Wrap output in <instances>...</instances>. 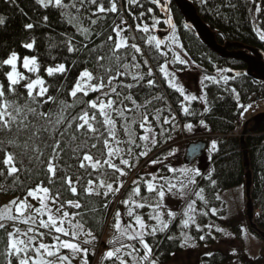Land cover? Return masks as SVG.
Masks as SVG:
<instances>
[{
  "label": "snow or ice",
  "instance_id": "snow-or-ice-1",
  "mask_svg": "<svg viewBox=\"0 0 264 264\" xmlns=\"http://www.w3.org/2000/svg\"><path fill=\"white\" fill-rule=\"evenodd\" d=\"M36 3L43 8L52 6L69 10L67 22L76 28L77 34L82 36L83 40L78 41L75 35L61 33L64 39L60 43L66 47L67 52L85 55L94 64V71L85 67L79 72L69 95L75 99L78 94L87 97L90 93H102V97L85 101L87 107L82 109L78 116L72 117L71 122H67L63 108L70 105H67L65 101H61L63 108L58 113L42 110L43 105L50 101L54 102L55 97L48 95L52 85L47 84L40 74L41 65L35 56L21 57L16 51H11L7 58L0 60V67L7 66L9 69L2 73L6 83H0V164L7 166L6 169L0 168V176L5 179L12 177V183L15 185L20 180L19 174L27 170L24 164V159L27 158L29 163L35 161L40 171L47 177V184L41 180L28 187L26 196L13 199L4 206V211L0 212V230L6 234L3 255L6 264H73L78 257L82 264H89L88 249L82 247V244L92 243L95 237L91 231H84L86 204L82 203V200L91 204L90 198L103 197L105 200L103 208L107 209V199L123 187L124 181L121 177L126 176L127 169L133 166V157L147 156L151 148L157 145L156 134L150 126L145 127L148 121L146 114L141 113L142 122L140 123V127L146 134L138 137L144 142L143 144L136 143L131 126L127 123L123 127L129 139L121 140L116 120L113 118L114 114L127 120L126 111L135 112L137 108H145L152 103L145 98L144 104H138L134 98L137 93L132 90L142 87L141 82L144 81L145 75L149 77L147 84L150 88L155 86V80L152 79V68L148 66L147 60L143 61L144 66L147 67L146 73H132L130 83L120 79L127 77L132 68L140 67V64L136 63L135 54L132 56L133 63L129 64L125 62L126 56L121 53V49L127 47L134 50V53H141L140 47L136 44L129 46L125 43L122 25L127 24L126 20L121 18L119 24H113L111 31L101 43L96 44L93 39V36L103 35L98 25L102 18L106 19L108 14L120 16V8L125 6L120 4L118 7V0H107V4L104 0H78V3L76 0H71L68 4H65L64 0H36ZM150 3L159 7L161 11L169 13L167 6L169 0H150ZM251 3L254 5L255 13L260 14L264 10L257 0H251ZM126 4L125 10L130 16L133 15V7L144 8L141 0H126ZM229 7H235V5L229 2ZM72 9L75 10V14L71 11ZM153 12L154 9L148 7L133 16V19L140 20L146 13ZM43 21L47 23V15L43 17ZM84 21H88L87 27L83 26ZM4 23V17L0 16V25ZM160 23L161 21L153 15V28ZM164 23L172 31V35L169 37L167 52L159 53L165 58V63L159 66V71L163 73L169 88L183 96L185 101H195L198 97L194 94H186L184 86L177 82V70L168 71L169 59L173 65L185 67L190 64V60L187 51L179 42L176 25L170 14ZM33 27V23L25 25L26 29H33ZM136 28L143 33H149L150 30L147 23L142 27L137 24ZM254 30L258 31L259 39L264 41V31ZM112 33H115L116 39ZM153 42L157 50L163 43L155 35H149L147 43L152 45ZM35 44V39H32L30 42L23 43L22 46L32 50ZM57 46L55 43H50L49 48L51 50ZM51 59L55 61L56 56L51 55ZM66 63L65 60L54 66H45L44 71L48 77H54L57 74L66 77L69 71ZM21 68L24 71H21ZM218 72L221 73L219 79L204 75L200 81L201 85H204L206 80L219 83L220 79L227 84L230 78H234L222 75L231 72V69H218ZM21 88L23 92L20 91ZM201 91L203 92V89ZM231 91L235 93L236 89L233 88ZM154 99L160 100L161 97L155 96ZM126 102L135 107L128 108ZM181 110L185 115L192 114L183 103H181ZM162 111L160 108L156 109L157 115L154 119L158 124L160 123L159 113ZM205 111L208 109L205 108ZM174 121L175 116L170 115V117L165 116L162 123L174 127ZM200 123L207 127L203 120ZM62 124L64 126L60 127ZM185 128L191 131L193 125L186 124ZM160 134H164L162 126ZM168 135L170 137V132ZM89 141L94 142L89 145ZM121 144L126 147H120ZM133 146L141 150L134 152ZM211 148L213 150L217 148L215 141L211 142ZM92 149H98L99 155H94ZM65 154H68L69 160H74L75 163L69 164L64 161ZM116 160H119L118 164ZM151 163L155 165L163 161L153 160ZM164 167L169 173L175 174L179 171L185 174V178L173 183L172 177L153 172L150 174L151 179L141 178L134 181L135 186L128 198L121 201L125 207V214L129 218L128 222L122 224L121 212L117 210L115 213L114 228L118 235L109 241L112 248L105 254L106 259L112 260V264H157V261L152 259L153 245L146 238L151 237L155 240L157 234L164 233L171 220L175 219L177 213L166 203V197L169 195L187 202V210L182 213L187 217L181 221L182 230L188 228L190 222L195 223L193 215L196 212L195 201H188V196L194 194L202 201L205 199L202 195L203 188L194 192L189 191V186L196 183L195 177L201 175L200 171L187 167L179 170L169 165ZM69 169L75 171H69ZM109 176L112 177L111 182ZM141 181L147 195L142 194ZM212 183L215 182L212 181ZM66 193L72 198H65ZM28 197L36 200L39 206L30 205ZM145 208L150 209L146 214L147 220L145 214L138 211ZM87 211H96V209L88 208ZM211 214H216L214 208L211 209ZM45 216L47 219H44ZM165 217L168 219L166 220ZM8 222H12L11 228ZM17 222L27 225V228L21 230L16 226ZM205 227L210 229L212 225ZM196 229L202 231L199 224L196 225ZM220 230L217 229V231ZM81 236L92 237V239L81 240ZM167 239L171 240L173 237L168 236ZM188 239L189 237L184 236L185 244ZM199 239L204 240L205 236L201 235ZM183 246L185 245L182 244L181 247ZM64 250H68L69 254H64Z\"/></svg>",
  "mask_w": 264,
  "mask_h": 264
},
{
  "label": "trees",
  "instance_id": "trees-1",
  "mask_svg": "<svg viewBox=\"0 0 264 264\" xmlns=\"http://www.w3.org/2000/svg\"><path fill=\"white\" fill-rule=\"evenodd\" d=\"M191 1L196 6L198 14L202 17L203 21L215 32V37L219 44H223L224 42H228V44H237L238 47H236V49L234 46L229 49L232 51H240L244 46L256 47L264 56V41L259 39L258 31L254 30L258 29L259 31H264V10H262L260 14L255 13L254 5L251 3V0H206V2L203 1L202 3H197L196 0ZM70 2L71 0H64L65 4ZM76 2L78 3V0H76ZM104 2L107 4V0H104ZM141 2L144 8L133 7V15L130 16L125 10L127 8L126 0H118V7L120 4H124L125 7L120 8L119 17L116 14H108L106 19L102 18L98 22L99 30L102 31L103 35L99 37L93 36L95 43H101L111 31L113 24H119L121 18L127 21V24H125V43L130 46L133 43H131L129 39L135 37V39L131 40L140 47L141 53H134V50L130 47L121 49V53L126 56L125 62L132 64V56L135 54L137 57L136 63L140 64V67L138 69L136 68V73H146L147 67L144 66L143 61L147 60L148 66L152 68V79L155 80V86L150 88L147 84L149 77L145 75L144 81L141 82L142 87L132 90L134 93H137L134 98L137 100L138 104H144L145 98L151 100L152 103L148 104L145 108L148 106H155L156 108L162 109L163 111L160 113L162 120L165 116L170 117L171 114H175V122L177 121L184 124L198 123L203 120L207 125L205 131L207 136H205L206 138H204V140L207 143L208 140H213L219 145L211 154L210 164H212L213 167L210 175H207V177H200V180H202V183L205 185V203L200 202V207L204 209V212L208 213L212 221L216 219L217 221L224 222L218 214L212 215L210 211L211 207L216 206L218 203L216 195L232 187L244 186L245 173L249 172L252 180L250 187L251 198L255 200V207L260 206L262 209L261 215L255 213V220L258 227L264 230V122H262L257 132L246 134L243 139L248 160V166L246 168L243 150H241L240 147V139L233 135V131L238 124V118L247 106H252L254 102H259L264 105V82L255 81L246 75H234V71L245 68L244 63L239 60L222 59L210 48L202 44L197 38L194 30L184 24V20L175 5L170 3L171 15L173 23L176 25L179 42L187 51L190 62L199 70L210 73L204 75L216 78L214 73L216 70L231 69V72L226 73L229 77H234L230 78L227 84L221 79L219 83L214 82V80L204 81L203 103H199L198 100L192 101L189 106V110L192 114L185 115L181 110L182 96L174 89L168 87L165 78L159 71V66L164 63L165 58L159 54V50H157L153 44L149 45L144 42L143 32L136 28L137 24L142 26L144 23H151L153 15L159 18L161 14L159 13L158 7L152 5L150 0H141ZM229 2L234 4L235 7H229ZM257 2L261 3L262 9H264V0H257ZM148 7H152L154 12L146 13L140 20L133 19V16L138 15L140 11H144ZM68 11L69 10L66 8L58 9L52 6L43 8L36 3V0H0V16L5 19V23L0 25V60L7 58L11 51H16L21 57L35 56L38 63L41 65L40 74L47 84L52 85V87L49 88L48 95L55 97V101L44 104L42 110H51L54 114L58 113L63 108L61 101H65L66 104L70 106L63 108L64 117L67 122H71L72 117L78 116L81 110L87 107L84 103L85 101L102 97V93H90L87 97L78 94L75 99L69 95L73 87V82L79 75V72L85 67L94 71V64L85 55L67 52L66 47L60 43L64 39L61 33L75 35V39L78 41L83 40V37L77 34L76 28L72 27L67 22L66 18ZM71 11L75 14L74 9ZM45 15L48 16L47 23L43 21ZM27 23H33V29H26L25 25ZM160 25L163 26L162 22ZM83 26L87 27L88 21H84ZM112 34L114 39H116L115 33ZM32 39L36 41L32 50L22 46L23 43L30 42ZM50 43H55L58 46L50 50ZM51 55L56 56L55 61L51 59ZM65 60L67 61L66 67L69 69L66 77L60 74L54 77L47 76L44 71L45 66H54L56 63L64 62ZM73 61H75V66H73ZM8 70L7 66L0 67V83H6L2 73ZM20 70L24 71L22 68ZM28 75L32 74L28 73ZM120 79L124 82H132L131 74L127 77H121ZM233 88L236 89L235 93L231 91ZM20 91L23 92L24 90L21 88ZM155 96L161 97V99L156 100L154 99ZM126 104H128V108H134L129 102H126ZM145 108L140 109L142 111L145 110ZM205 108H207L208 111H205ZM141 111L139 110V112ZM135 112L126 111L125 113L134 114ZM98 118L102 119L100 117ZM113 118L118 120L121 119L114 114ZM141 122L142 121L139 120L134 123L133 127L137 130V133L141 132V127H137L138 124L140 126ZM159 124L156 123L157 128H159ZM63 126L62 124L60 127ZM135 140H138V135H136ZM165 140L166 133H159L157 145L160 144L159 141ZM92 142L94 141H89V145ZM157 145L156 148L152 149L154 152L163 150H159V148L162 147H157ZM133 150L134 152H138L140 149L133 146ZM91 151L94 155H99L98 149H92ZM45 155H47V153H45ZM134 158L135 156L133 157V166L129 169L133 172L134 169L142 163V158H139L135 166L136 162ZM64 161H67L69 164L75 163L74 160H69L68 154H65ZM24 164L27 170L19 174L20 180L15 185L12 183V177H7V179H5V177L0 176V196H12L15 199L17 197L23 198L26 196V189L28 187L35 185L41 180H44L47 184V177L40 171L35 161L29 163L28 159L25 158ZM0 168L6 169L7 166L0 164ZM69 171L74 172L75 170L69 169ZM111 179L112 177L109 176V181H111ZM212 181L215 183L213 184ZM127 188L128 187H125L122 190L120 197L123 196ZM65 198L72 197L70 194L66 193ZM90 199L92 202L91 204H87L86 201L82 200V203L86 204L84 228L91 231L93 236L98 239L104 233V224L106 223L108 213L114 201L111 199L110 195L107 199L108 208L105 209L103 208L105 202L103 197H92ZM93 207L96 211H87L88 208ZM176 218L171 221L167 232L158 233L155 240L151 237L146 238L148 242L153 245V258H156L162 264L170 261L173 254L182 250V243H180L181 241L176 237L175 232L177 231L175 230ZM77 219H79V217H77ZM194 233L197 236L199 231L194 230ZM209 233L210 232L206 231L207 235H209ZM252 233L254 234V232ZM168 234L173 235V239H167ZM5 239V232L0 230V264H6L3 255ZM209 239L212 240L210 236ZM109 241L98 248V255L103 264H112V260L106 259L104 254L107 248H112ZM156 241L159 242L157 243ZM202 242H204V240ZM210 254V256L201 255L200 264H228L231 261L229 255L220 253L217 250ZM88 255L89 261H92V255ZM257 261L258 259H248L239 263L257 264Z\"/></svg>",
  "mask_w": 264,
  "mask_h": 264
},
{
  "label": "rangeland",
  "instance_id": "rangeland-1",
  "mask_svg": "<svg viewBox=\"0 0 264 264\" xmlns=\"http://www.w3.org/2000/svg\"><path fill=\"white\" fill-rule=\"evenodd\" d=\"M203 1L205 0H196L197 3H202ZM158 19L161 22L163 20L162 17H159ZM147 24L150 29L149 33H143L144 42L146 43H147V37L149 35H155V30L162 27L159 24L153 28L152 21L151 23H147ZM122 28L124 30L123 36H125L126 25H122ZM171 35H172V31L170 35L168 36V38L164 40L163 43L161 44L159 52H167V44L169 42V37ZM131 39H135V37ZM131 39H129V41L134 44V41ZM153 45H154V42H153ZM168 57L169 58L171 57L170 52L168 53ZM184 67L185 66H182V65H173L169 59L168 71L172 72L174 69L177 70L176 71V76L178 77L177 82L181 83L184 86V88L186 89V94L196 95L198 97L197 100L199 101V103H203L204 93L201 91L203 89V85H201L200 81L203 78L204 74H202V72L198 68H196L192 64V62H190V64L186 68ZM178 69H183V70L180 71ZM132 73H136V68H132L129 75ZM214 73H215L216 78L219 79L221 76V73H219L218 70H216ZM222 75H227V73H223ZM181 103H183L184 106L189 108L192 101L191 102L185 101L184 97L182 96ZM156 109L157 108L155 106H148L147 108H145V110H142V111L140 108H137L134 114H132L133 112L131 114L125 113V116L129 117L127 118V120H124L122 118L118 120L114 118L116 120L118 135L121 140L126 141L129 139V137L125 134L124 127H123L126 123L131 126V131L133 133L134 138H136V135H138L139 137V136L146 134L142 128H141V132L137 133V130H135V128L133 127L135 121H139V120L142 121L141 113H144L148 116V121L145 124V127H149V126L151 127L152 131L156 134L157 141H158L159 133H161V126L164 129V133H166V140L159 141L160 144L157 145V147L158 146L162 147V148H159V150L163 149V150H160L161 152L160 151L154 152L152 149L156 148L155 146L151 148L147 156L135 157L134 158V161L136 162L135 166L139 158H142V163L140 162L141 164L138 165L134 169V172L132 170L130 171L129 170L130 168H128L127 169L128 174L124 177H121V179L124 181V184H123V187L120 188V191L118 193H116L115 195H111V199L114 202L108 213L106 223L104 224L103 235L98 239L95 238V240L90 244H82V247L88 249V254L92 255V261H89L88 259L89 264H100V263L103 264L101 262V258L98 255V248L99 246H103L104 243H107V241L113 240V238L118 235V233H116L115 228H114V218H115V213L117 210H119L122 214V217H123L122 224L128 222L129 218L125 214V207L121 203V201L128 198L129 193L132 191V188L135 186L134 181L141 180V178H143V180L151 179L150 174L153 172H156V173H159L160 175H168L172 177L173 183H176L177 181L184 179L185 174H182L179 171H177V173L175 174L169 173L167 171V168L164 166L169 165L178 170L180 168L187 167V168L198 169L201 173V175L195 177L196 183L195 185L189 186V191L194 192V191H198L200 188L205 189L204 188L205 185L204 183H202V180H200V177L201 178L203 176L207 177V175H210L212 171L213 166L212 164H210V158H211L212 152L216 150L215 149L211 151V142H213V140H208L207 147H206L207 151L204 153V155L202 154L201 157H198L192 163H187L184 160V152H185L186 145L188 143L186 138L193 137L194 138L193 141H197L201 139L204 140V138H206L205 136H207V134L205 133L206 127L201 125L200 122L191 123L193 125V128L191 131H188L185 128V125L189 123L184 124V123L174 121L173 122L175 125L174 127H172L171 125H165V124H162V121H163L162 116H160V113H159V116H160V124H159L160 129H159L156 127L157 122L154 119V117L157 115ZM139 110L141 112H139ZM262 111H264V105H262L259 102H254L252 103V106L246 107V110H244L241 116V120L244 121L248 119L249 117H251L252 115L262 112ZM171 115L175 116V114H171ZM137 127H140L139 124ZM169 132H170V137L168 135ZM240 134L241 132L239 130H237L234 133L236 137H240ZM245 136L246 135H244V138ZM138 142L139 144L144 143L143 141L139 140V138L138 140H136L137 144ZM120 147L125 148L126 145L121 144ZM218 147L219 145L217 144V148ZM164 157H167V159H164ZM153 160H162L163 163H157L153 165L151 163V161ZM116 163L118 164L119 160H116ZM140 186H141L142 194L147 195V192L145 190V187L142 181H141ZM242 186L229 188L225 191L219 192L216 195V199L218 203L216 206H212L211 209L214 208L216 210V214H218L220 218L223 219L224 222L217 221L216 219L212 221L209 218L208 214L203 215L202 213H205L204 209L201 208L199 204L200 202L205 203V200L202 201L199 198H197L194 194H190L188 196V201H196L199 199L197 202H195L196 212L193 213V215L195 216V223L190 222L189 227L184 228L183 230L181 227V221L183 219H187V217L183 216L182 213L183 211L187 210V202L183 199H179L171 195L167 196L166 197L167 205L169 206V208L173 209L177 213L176 215L177 218L175 217L177 221L176 226H175L176 228L175 230H177L175 231L176 237L179 238V240L181 241L180 243L184 244L185 246L182 247V250L173 254V257L171 258V260L164 264H200L201 255H207L208 253H211L215 250L219 251L220 253H225L231 257V261L228 264H241L239 262H242L243 260L246 261L248 259H252V260L258 259L257 264H264V241H262L260 237H257L255 233L253 234L252 231H250L249 229L248 222L244 214L245 196H244V186L243 187ZM125 187H128V188L123 194V196L120 197L121 196L120 194ZM202 195L205 196L204 192ZM13 199L15 198H13L12 196H0V212H3L4 206L8 205L10 201H12ZM252 202H253V207H255L256 205L255 200H252ZM28 203L32 206H37V207L39 206L38 202L32 199L31 197H28ZM138 211L145 214V219L147 220L146 214L150 211V209L145 208V209H140ZM13 212H15L14 208H13ZM44 219H47V217L45 216ZM165 219L167 220L168 218L165 217ZM253 221L256 223L255 215H254ZM147 222L155 223L154 221H147ZM8 224H9V227L11 228L12 222H8ZM197 224L200 225V227L202 228V231H199V234L196 236L194 233V230L197 231L196 229ZM206 225H212V227L209 229L205 227ZM16 226L19 227L21 230H25L27 228V225L23 223H19V222H17ZM217 229H221V230L217 231ZM84 231H88V230L84 228ZM206 231L210 232L211 235L210 234L207 235ZM165 232H167V230ZM201 235L205 236L204 242H202L203 240L199 239ZM168 236L173 237V235L171 234H168ZM184 236L189 237L186 244L184 241ZM209 236L210 238H212V240L209 239ZM85 238L92 239V237H84V236L80 237L81 240ZM109 250L111 249L107 248L104 254H106V252ZM64 254H69L68 250H64ZM152 259H154L153 254H152ZM154 260L157 261V264H162L156 258ZM73 264H82V261L78 257L77 259L73 261Z\"/></svg>",
  "mask_w": 264,
  "mask_h": 264
},
{
  "label": "water",
  "instance_id": "water-1",
  "mask_svg": "<svg viewBox=\"0 0 264 264\" xmlns=\"http://www.w3.org/2000/svg\"><path fill=\"white\" fill-rule=\"evenodd\" d=\"M173 3L175 7L180 12L184 24L191 27L199 41L210 48L214 53H216L220 58H228L233 60L242 61L245 68L239 71H235V75L240 73L246 75L247 77L255 80L264 82V57L262 53L256 47L244 46L240 51L229 50L231 47H238L235 43L224 42L219 44L215 37V32L210 29V27L203 21L202 17L198 14L197 8L191 0H169V3ZM169 13L161 11L158 7L160 14L163 16L164 28H159L155 30V36L164 41L168 38L171 33L168 25L164 23L167 16L171 15V9L169 4ZM172 19V16H171ZM173 21V19H172ZM207 73V72H203ZM264 122V111L254 114L252 117L248 118L243 125L242 132L240 134V147L243 150L245 168L248 166L246 146L244 143V135L249 133L257 132L260 125ZM206 147V143L202 140L189 143L184 152V159L187 163H192L197 157L201 156L203 150ZM251 176L249 172L245 173L244 182V196H245V207L244 214L246 216L249 229L259 236L262 241H264V230L260 229L257 224L253 221L254 219V207L252 198L250 195L251 187Z\"/></svg>",
  "mask_w": 264,
  "mask_h": 264
},
{
  "label": "crops",
  "instance_id": "crops-1",
  "mask_svg": "<svg viewBox=\"0 0 264 264\" xmlns=\"http://www.w3.org/2000/svg\"><path fill=\"white\" fill-rule=\"evenodd\" d=\"M211 151H213V149L211 148Z\"/></svg>",
  "mask_w": 264,
  "mask_h": 264
},
{
  "label": "built area",
  "instance_id": "built-area-1",
  "mask_svg": "<svg viewBox=\"0 0 264 264\" xmlns=\"http://www.w3.org/2000/svg\"><path fill=\"white\" fill-rule=\"evenodd\" d=\"M261 213V211H259Z\"/></svg>",
  "mask_w": 264,
  "mask_h": 264
}]
</instances>
